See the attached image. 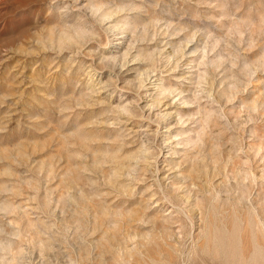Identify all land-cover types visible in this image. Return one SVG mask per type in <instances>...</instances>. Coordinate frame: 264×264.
Listing matches in <instances>:
<instances>
[{"label":"rangeland","instance_id":"1","mask_svg":"<svg viewBox=\"0 0 264 264\" xmlns=\"http://www.w3.org/2000/svg\"><path fill=\"white\" fill-rule=\"evenodd\" d=\"M0 264H264V0H0Z\"/></svg>","mask_w":264,"mask_h":264}]
</instances>
